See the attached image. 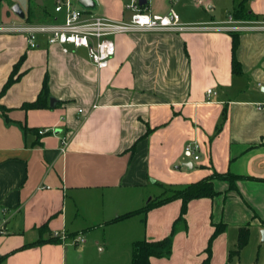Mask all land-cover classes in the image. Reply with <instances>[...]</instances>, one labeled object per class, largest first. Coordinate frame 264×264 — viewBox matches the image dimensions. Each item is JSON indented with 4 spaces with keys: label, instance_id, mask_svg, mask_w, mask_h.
Masks as SVG:
<instances>
[{
    "label": "crops",
    "instance_id": "1",
    "mask_svg": "<svg viewBox=\"0 0 264 264\" xmlns=\"http://www.w3.org/2000/svg\"><path fill=\"white\" fill-rule=\"evenodd\" d=\"M41 1L33 7L34 23L63 22L56 0L50 12ZM93 1L85 16L130 18L125 0ZM244 1L250 20L264 19V0ZM221 2L229 8L235 0H148L147 8L157 14L173 8L184 24L209 25L228 19H216ZM27 7L21 8L26 18ZM231 33L117 35L115 56L102 70L84 48L64 52L44 36L30 48L24 35H0V92L17 67L16 81L0 97L6 108L0 112V264H89L88 229L76 235L67 224H106L143 206L139 198L149 185H158L160 195L214 171L239 176L236 189L216 181L218 196L190 201L171 255L151 264H202L214 224L226 228L212 243L210 264H247L246 247L230 252L240 227L249 225V243L264 230V31L238 33L239 74L232 70ZM45 80L48 108H25ZM209 88L217 94L208 96ZM194 144L199 152L190 153ZM181 206L174 200L151 209L139 236H169ZM56 233L82 235L84 242L73 249Z\"/></svg>",
    "mask_w": 264,
    "mask_h": 264
},
{
    "label": "built area",
    "instance_id": "2",
    "mask_svg": "<svg viewBox=\"0 0 264 264\" xmlns=\"http://www.w3.org/2000/svg\"><path fill=\"white\" fill-rule=\"evenodd\" d=\"M147 3L141 5L140 0H129L125 9L131 12V15L129 20L124 21L112 20L100 15L86 17L85 11L77 7L73 0H56L55 12L64 14L63 22H0V35H24L30 48L39 46L38 38L41 36L47 38V43L50 46H61L64 52L68 51V46L84 48L93 65L98 70H102L109 66L111 59L115 56L116 46L113 38L117 35L149 31L184 32L198 28L234 33L254 30L264 31V19L259 21L235 20L232 15H229V18L222 23L187 25L181 22L179 14L173 8L166 14H157L152 13L147 8ZM216 94V91L212 88L207 90L208 96ZM46 131L40 130L39 132L43 134ZM67 141L68 138L64 136L62 138L64 146ZM188 150L190 153H197L199 152V145H190ZM198 158L199 155L195 154V159ZM4 233V229L0 228V235ZM55 236L64 237L59 233H56ZM76 242L82 243L84 238L77 236Z\"/></svg>",
    "mask_w": 264,
    "mask_h": 264
},
{
    "label": "rangeland",
    "instance_id": "3",
    "mask_svg": "<svg viewBox=\"0 0 264 264\" xmlns=\"http://www.w3.org/2000/svg\"><path fill=\"white\" fill-rule=\"evenodd\" d=\"M77 2V0H73ZM37 0H2L0 1V22L10 23L17 22L19 17H17L12 11L11 7L13 5H19L23 10L26 11L29 6L32 5L31 10L34 12L33 7L36 6ZM45 10L50 12L53 9L54 0H44ZM129 3V0H125V6ZM80 5V4H79ZM81 6V5H80ZM85 12L92 11L90 8L83 7ZM127 10V9H126ZM128 11V10H127ZM233 6L227 8L223 3H219L216 6V19L220 16L224 18H229L232 14ZM35 13V12H34ZM36 14V13H35ZM89 14V13H87ZM86 14V17H88ZM131 12H127L125 17H130ZM130 19V18H129ZM21 21V20H20ZM238 33V32H236ZM256 83V82H255ZM257 85V84H255ZM160 188L158 185H149L147 189H142V197L139 200L143 202L140 206H137L133 212V215L118 221H114L113 218L106 224H67V230L71 232H79V234H86L84 230L88 229L86 237L87 244L91 247L85 252L87 257V262L89 264H131L132 263V248L136 241L144 240L142 234L145 232L147 224V213L141 211V209L149 201L155 199L159 196ZM145 197V200H143ZM131 212V211H130ZM127 213V212H126ZM122 213L120 215H123ZM118 215V216H120ZM176 224H181L177 221ZM64 234V232L62 231ZM64 237L62 238L65 242L70 244L73 249L79 250L81 244L76 242L77 236ZM82 236V235H81ZM250 241V240H249ZM76 246H74V245ZM247 254V259L245 262L251 264L258 260L259 262L264 258V241L262 240V229L260 230L259 237L256 242H248L245 250Z\"/></svg>",
    "mask_w": 264,
    "mask_h": 264
},
{
    "label": "trees",
    "instance_id": "4",
    "mask_svg": "<svg viewBox=\"0 0 264 264\" xmlns=\"http://www.w3.org/2000/svg\"><path fill=\"white\" fill-rule=\"evenodd\" d=\"M2 1V0H0ZM45 17H50L46 12L44 13ZM232 17L235 20H250L252 14H248L245 10V1L244 0H235ZM26 20L28 22L34 23L35 21V13L29 9ZM232 36V70L234 74L241 73V66L239 61L236 58V49L239 45V34L231 33ZM17 71V67H15L14 71L10 75L9 79L5 83L1 95L16 81L15 74ZM49 94V88L47 81H44L43 87L38 98L31 103L25 104V108L27 109H43L48 108L47 97ZM6 108L0 104V112L5 113ZM224 118L226 117V112L224 114ZM239 176L231 174V173H218L213 172L210 176H207L199 181L190 183L188 185L177 187V188H165V190L157 196L155 199L149 201L141 211L147 213L151 209L159 207L161 205L167 204L174 200H181V213L177 221L184 220V216L187 212L188 203L195 199L202 198H214L219 195V192L215 188L216 181H224L229 184L230 190L236 189V182L239 180ZM135 212H127L123 215L117 216L114 221L125 219ZM176 221V222H177ZM176 222L173 225L172 233L158 241H147L140 240L136 241L132 248V263L131 264H151V258H168L171 255L173 248V235L175 233ZM225 224H214V232L211 235L208 243V247L206 249L207 259L202 264H210V256H211V246L215 238L225 231ZM250 237V227L249 225H245L239 228L238 240L235 250L230 252V257L239 255V253L246 247L249 242Z\"/></svg>",
    "mask_w": 264,
    "mask_h": 264
},
{
    "label": "water",
    "instance_id": "5",
    "mask_svg": "<svg viewBox=\"0 0 264 264\" xmlns=\"http://www.w3.org/2000/svg\"><path fill=\"white\" fill-rule=\"evenodd\" d=\"M78 3L86 8H91L94 5V1L93 0H77ZM37 3L43 4L41 0H37ZM147 3V0H140V4L141 5H145ZM11 11L18 16L21 19H25V13L23 12V10L21 9V7L19 5H13L11 7ZM51 103H53V99H51ZM262 240L264 241V230L262 231Z\"/></svg>",
    "mask_w": 264,
    "mask_h": 264
}]
</instances>
